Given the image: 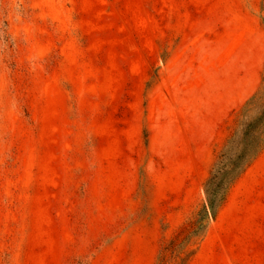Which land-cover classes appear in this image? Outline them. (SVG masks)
Returning a JSON list of instances; mask_svg holds the SVG:
<instances>
[{
  "label": "rangeland",
  "instance_id": "1",
  "mask_svg": "<svg viewBox=\"0 0 264 264\" xmlns=\"http://www.w3.org/2000/svg\"><path fill=\"white\" fill-rule=\"evenodd\" d=\"M259 94L264 0H0V264H264Z\"/></svg>",
  "mask_w": 264,
  "mask_h": 264
},
{
  "label": "trees",
  "instance_id": "2",
  "mask_svg": "<svg viewBox=\"0 0 264 264\" xmlns=\"http://www.w3.org/2000/svg\"><path fill=\"white\" fill-rule=\"evenodd\" d=\"M252 100L254 102L263 101L262 104L264 105V95L259 94L257 97L254 96ZM251 102H249V104ZM258 120L261 121L260 125H262L264 122V111L261 113V117ZM250 143L254 146L252 150L247 151V148H244L232 158H228L225 153L220 156L217 170H215L207 182V204L202 206L203 215L213 213L214 210L216 211L220 208L225 200L226 192L230 185L260 153L264 144V128L258 135H255L254 131L251 132ZM210 186H213V188L210 193H208V187Z\"/></svg>",
  "mask_w": 264,
  "mask_h": 264
}]
</instances>
